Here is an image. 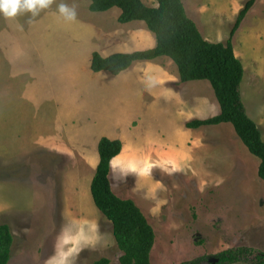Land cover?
<instances>
[{
    "label": "rangeland",
    "instance_id": "obj_1",
    "mask_svg": "<svg viewBox=\"0 0 264 264\" xmlns=\"http://www.w3.org/2000/svg\"><path fill=\"white\" fill-rule=\"evenodd\" d=\"M143 1L149 7H158L157 0ZM249 1L184 0V4L206 40L226 43ZM90 3L52 0L36 16H0V225H8L14 235L10 264H95L102 259L121 264L122 253L112 223L96 207L91 193L100 160L98 145L90 147L83 172L75 160L70 164L48 155L38 143L32 151L15 149L13 135H1L3 129L10 130L1 127L8 126L7 121H2L3 110L8 115L18 97H24L28 106L29 98H38L40 92L44 98L41 101L45 102L53 89L71 93L68 112L73 118L80 119L83 98L84 120L100 138L113 131L130 108L143 114L141 123L133 122L129 131L135 145L150 148L146 154L151 160L154 157L152 172L144 179L115 168L111 179L119 197L143 198L147 209L144 213L157 235L152 264H210L218 254L236 248H249L264 255V182L258 174L241 185L234 184L235 176L231 175L223 183L216 181L214 186L208 175L184 173L169 166L176 165L180 154L168 140L176 130V120L179 127L188 129L187 123L193 120L221 113L211 83L181 84L178 67L167 57L159 58L166 60L164 64H145L147 69L139 67L144 62H136L119 76L92 72L95 52L109 57L145 51L155 48L157 40L144 22L120 24V9L92 13ZM60 4L75 9V20L67 21L60 14ZM232 42L245 69L243 102L264 138V0H257ZM13 62L19 63L26 74L16 77ZM147 71L156 72L155 77L143 73ZM166 89L186 92L179 103L165 95ZM202 109L207 115H197ZM225 125L240 148L247 150L233 126ZM208 129V133L196 134L207 138L225 135L217 141L212 139L216 148L229 143L227 132L219 133L213 126ZM25 135L30 140L31 136ZM21 141L26 144L23 138ZM2 144L9 151L2 150ZM189 147L190 141L186 144ZM124 155L117 157L113 165ZM123 161L122 166H127V160ZM70 165L74 178L71 197L64 184Z\"/></svg>",
    "mask_w": 264,
    "mask_h": 264
},
{
    "label": "trees",
    "instance_id": "obj_2",
    "mask_svg": "<svg viewBox=\"0 0 264 264\" xmlns=\"http://www.w3.org/2000/svg\"><path fill=\"white\" fill-rule=\"evenodd\" d=\"M92 13H105L118 8L120 24L144 22L155 35L157 46L133 53H117L103 57L95 52L91 70L119 76L136 62L170 58L178 67L181 84L195 81L211 83L220 104L221 113L207 120H193L186 128L231 124L249 152L260 160L259 178L264 182V138L261 129L250 118L243 102L242 84L245 69L236 56L233 38L257 0H250L239 13L231 37L226 43H212L204 38L197 24L188 16L184 0H157L158 7L147 6L143 0H90ZM124 149L120 140L102 138L99 142V164L91 184V193L99 211L113 226L116 244L122 253L121 264H152V252L157 242L155 228L137 201L119 197L112 185V162ZM14 235L8 225H0V264H10ZM218 264L250 262L264 264V255L249 248L226 250L216 256ZM95 264H111L102 259ZM182 264H196L184 262Z\"/></svg>",
    "mask_w": 264,
    "mask_h": 264
},
{
    "label": "crops",
    "instance_id": "obj_3",
    "mask_svg": "<svg viewBox=\"0 0 264 264\" xmlns=\"http://www.w3.org/2000/svg\"><path fill=\"white\" fill-rule=\"evenodd\" d=\"M234 50L237 56L236 49ZM237 57L241 60L240 56ZM161 60L162 59H157L154 61L144 62L139 67L142 69H147V65L164 64L166 62V60ZM3 62L4 61L2 60V63ZM12 65L16 77L26 74L24 68H19V63L13 62ZM143 73H145V75L155 77L156 72L147 71ZM163 73L164 71H162V74ZM163 92H165V95L168 96L171 101L176 99L180 103L181 97L186 91L184 90L183 92H178L175 89H166ZM40 94V98H36L34 96H32L34 98H29L32 104L30 103L28 106L25 105V99L20 94L24 101L18 97V100L15 102L16 105L9 107L8 115H6L7 112L3 110L2 121H7L8 126H5L4 124L3 126L1 125V127L9 128L10 130L5 132L3 129L1 134L2 137L4 138L7 134L13 135L15 138L13 141L15 149H26L25 151H32V147L38 143L40 144L42 151L48 155H55L54 157L58 156L63 160H68L70 164L73 160H75L77 162V166L84 172V160H86L87 155L89 156L90 147L93 148V146L96 144L99 146L100 140L104 137L100 138L98 135L96 136L95 129L84 120L83 98L81 99V115L79 119L78 117H71L70 113L68 112V110L70 111V104L72 100L70 95L71 93L68 92L67 89L60 93L53 89L50 92L49 97L45 98L47 99L45 102L41 101V99L44 98L42 97L43 95L41 92ZM81 96L84 97V90H81ZM30 105H33V107H29ZM209 106L210 104L208 103L207 107L209 108ZM207 110L208 109H206L204 112L206 113ZM197 115L207 114H204L202 109V111L197 112ZM141 119H143V114L140 111L130 108L128 113L120 117V119L117 121L113 131H110L109 134L105 136L111 140H120L124 145L121 156L123 154H128V157H125L124 155V157L115 166L113 165L114 161L112 162V172L115 170V168H118L121 171L128 170L129 175L131 174L135 176V178L142 177L145 179V177L147 178L150 176L149 174L152 172L150 167L153 166L152 164H154L152 163L154 157L151 160L146 154L150 148L146 145L143 147L141 144L135 145L134 137L129 131L132 129V123H141ZM207 119L204 118L201 120ZM182 121L183 119L180 120V122ZM178 124L179 121L176 120V130L168 139L173 146L172 149L180 151V159H176L177 163L175 166L169 165L171 169L175 170V168H179L180 170H184V173H193L194 175L199 176L208 175L210 180L213 181L214 186H216V181L223 183V181H226L225 178L231 175L235 176L233 183L236 185L248 180L250 176L255 179V176L258 174L259 177L260 160L259 162L255 161L256 157H252V154L250 152L248 153V149L247 151L246 149L240 148L239 143L235 141V138L231 132L226 131L227 127L225 124L213 126L217 128L215 130H218L219 133L227 132V137L230 138L229 143L220 148L214 147L217 144H214L212 139L217 141L219 136L226 137L225 135H214L212 138H207V136L199 134L204 131L208 133L209 127L199 130H190L182 129L178 126ZM13 128L16 129L13 130ZM20 128H22V131ZM104 133H106V131H104ZM25 134L31 136L30 140H27ZM136 135L139 137V134L136 133ZM21 138L25 140L26 144L21 143ZM188 141L191 143V147L188 148L190 151L186 148ZM2 145V150L9 151V148L6 147V145ZM242 150H244V152H242ZM142 153L143 155H140ZM125 159L127 160V166L123 167L122 164L124 163L123 160ZM155 160L156 159H154V161ZM68 172L70 173L69 178L67 177ZM73 179L72 168L70 165L64 183L66 186V191L70 194V197L73 193ZM140 198L141 199L139 200L136 199V201L144 212L146 207L144 205L143 198ZM144 198H146V195H144Z\"/></svg>",
    "mask_w": 264,
    "mask_h": 264
},
{
    "label": "clouds",
    "instance_id": "obj_4",
    "mask_svg": "<svg viewBox=\"0 0 264 264\" xmlns=\"http://www.w3.org/2000/svg\"><path fill=\"white\" fill-rule=\"evenodd\" d=\"M52 0H0V16L6 19H15L18 15L31 13L36 16L40 10L46 9ZM60 14L67 20L73 21L76 18L75 9L66 4H60Z\"/></svg>",
    "mask_w": 264,
    "mask_h": 264
},
{
    "label": "water",
    "instance_id": "obj_5",
    "mask_svg": "<svg viewBox=\"0 0 264 264\" xmlns=\"http://www.w3.org/2000/svg\"><path fill=\"white\" fill-rule=\"evenodd\" d=\"M220 262V260H218V259H211L210 260V264H218Z\"/></svg>",
    "mask_w": 264,
    "mask_h": 264
}]
</instances>
